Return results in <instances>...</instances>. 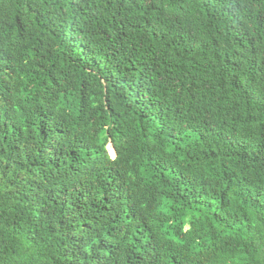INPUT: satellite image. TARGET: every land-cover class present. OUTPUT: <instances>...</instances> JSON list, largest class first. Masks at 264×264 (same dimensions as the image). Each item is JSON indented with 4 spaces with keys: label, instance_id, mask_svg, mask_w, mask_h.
Wrapping results in <instances>:
<instances>
[{
    "label": "trees",
    "instance_id": "obj_1",
    "mask_svg": "<svg viewBox=\"0 0 264 264\" xmlns=\"http://www.w3.org/2000/svg\"><path fill=\"white\" fill-rule=\"evenodd\" d=\"M0 264H264V0H0Z\"/></svg>",
    "mask_w": 264,
    "mask_h": 264
},
{
    "label": "rangeland",
    "instance_id": "obj_2",
    "mask_svg": "<svg viewBox=\"0 0 264 264\" xmlns=\"http://www.w3.org/2000/svg\"><path fill=\"white\" fill-rule=\"evenodd\" d=\"M109 149H110L111 152H114L111 146L109 147Z\"/></svg>",
    "mask_w": 264,
    "mask_h": 264
},
{
    "label": "water",
    "instance_id": "obj_3",
    "mask_svg": "<svg viewBox=\"0 0 264 264\" xmlns=\"http://www.w3.org/2000/svg\"><path fill=\"white\" fill-rule=\"evenodd\" d=\"M113 151H114V149H113ZM114 153H115V151H114Z\"/></svg>",
    "mask_w": 264,
    "mask_h": 264
}]
</instances>
